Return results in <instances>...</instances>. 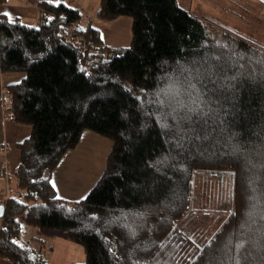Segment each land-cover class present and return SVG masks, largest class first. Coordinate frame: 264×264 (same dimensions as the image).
Masks as SVG:
<instances>
[{"label": "trees", "instance_id": "1", "mask_svg": "<svg viewBox=\"0 0 264 264\" xmlns=\"http://www.w3.org/2000/svg\"><path fill=\"white\" fill-rule=\"evenodd\" d=\"M35 6L33 25L0 14V73L21 75L3 109L31 128L0 200V258L49 264L51 238L82 264H264V45L177 0H99L97 19L130 20L127 46L79 8ZM84 132L111 147L87 194L64 200L52 175Z\"/></svg>", "mask_w": 264, "mask_h": 264}, {"label": "rangeland", "instance_id": "2", "mask_svg": "<svg viewBox=\"0 0 264 264\" xmlns=\"http://www.w3.org/2000/svg\"><path fill=\"white\" fill-rule=\"evenodd\" d=\"M90 1H92V5L94 2H96V4L99 2V0H86L84 3L86 7L91 6ZM177 2L182 9L189 11L200 19L212 20L240 36L252 39L264 45V0H177ZM82 13V25L88 24V21H90V25H99L100 27L108 24L105 21L97 19L96 12L94 14L89 10H85L82 11ZM119 21V24L113 26L117 28V31L122 33V39H120L119 42H124L125 37H130V20L128 18H122L119 19ZM99 31L101 35L107 36L108 32L112 35L114 30L108 29L107 31L102 28ZM19 77H21V75H19ZM4 99H7L6 95H4ZM6 101L8 100H5V102ZM110 147L111 143L108 140L91 132H86L78 147L65 155V158H63L64 160L62 159V166L59 164V167H57L53 173L52 183L55 185L58 196L60 198H66L65 200L69 201L83 198L92 184L101 175ZM3 168L8 169L6 165H4ZM61 170L62 175L59 181L58 174ZM12 173L13 169L11 170V175ZM87 178H89V180ZM93 178L95 179L90 181V179ZM8 183L10 184V181ZM75 183H77V185H74ZM10 190L11 189L7 187L5 191L0 192L3 195V192H10ZM60 190L68 194L70 192V197L63 196ZM12 194L13 193L10 192V196ZM2 195L0 198L3 200H7L10 197L6 198ZM225 203L224 206L218 208L221 212L217 215L218 221H221L223 218L225 219L230 212L227 213L228 207ZM215 220L216 219H213L211 221L210 217L198 218L197 221H200L199 230L204 229L209 223L211 226L216 227L217 223H214ZM30 233H34V230H29L26 234V238L29 237ZM42 239V243H44L42 249H46L49 245L53 247V250L49 251V254H47L49 264L84 263L85 255L80 246L61 239ZM34 242L35 241L32 240V244H34ZM0 260L4 259L0 258Z\"/></svg>", "mask_w": 264, "mask_h": 264}, {"label": "crops", "instance_id": "3", "mask_svg": "<svg viewBox=\"0 0 264 264\" xmlns=\"http://www.w3.org/2000/svg\"><path fill=\"white\" fill-rule=\"evenodd\" d=\"M48 1L65 3L69 6L79 8L81 11L89 10L94 14L97 10L98 3H99L98 2L96 4V2H94V4L92 5V1H90L91 6L86 7L84 4L86 0H77V1L75 0H48ZM5 12L9 14L7 16L8 18L18 19L23 24L33 25L35 24L37 20L36 6L29 5L21 0H3L0 3V14H4ZM119 22H120L119 20L115 22H110L107 25H103L102 27H100L99 25H93V24L91 26L98 30L102 28L106 29L107 31L108 29H113L114 31L112 35L109 32L107 36L101 35L103 39L105 40V42L113 46H127L130 42V37L129 38L125 37L124 42H119V40L122 39L121 38L122 33L117 31V28L113 26L115 24H119ZM20 79L21 77H19V74L0 73V106H1L0 107L1 108L0 109V191H5L6 188L9 187L11 189L10 192L12 193H14V186H15L13 174L19 162V152L17 150V145L30 135L31 128L28 125L14 124L6 120V112L3 109L2 98H3V87L9 84L17 83L20 81ZM85 133L86 132H84L83 135ZM83 135H82L81 140L83 139ZM63 160L60 162V165L63 162ZM4 165H6L8 169L7 168L4 169L3 168ZM11 168L13 169L12 175H11V170H12ZM6 175L9 176V179H5ZM61 175H62V170L58 174L59 181L61 179ZM52 178H53V175H52ZM87 179L89 180V178ZM94 179L95 178L90 179V181H93ZM9 181H10V184L9 183L7 184V182ZM74 185H77V183H75ZM60 191L63 194V196H68V198L71 195L70 192L68 194L65 191H62V190ZM62 199L65 200L66 198H62ZM0 200H3V199L0 198ZM0 264H9V263L4 260H0Z\"/></svg>", "mask_w": 264, "mask_h": 264}, {"label": "built area", "instance_id": "4", "mask_svg": "<svg viewBox=\"0 0 264 264\" xmlns=\"http://www.w3.org/2000/svg\"><path fill=\"white\" fill-rule=\"evenodd\" d=\"M21 1H23V2H25L27 4H29V5H35L37 2L42 1V0H21ZM5 179H9V176L6 175L5 176ZM7 184H8V182H7ZM1 195H2V193L0 192V196ZM2 196L8 198L10 196V192H3V195ZM18 199H20V197H18Z\"/></svg>", "mask_w": 264, "mask_h": 264}, {"label": "water", "instance_id": "5", "mask_svg": "<svg viewBox=\"0 0 264 264\" xmlns=\"http://www.w3.org/2000/svg\"><path fill=\"white\" fill-rule=\"evenodd\" d=\"M3 215V208L0 206V217Z\"/></svg>", "mask_w": 264, "mask_h": 264}, {"label": "snow or ice", "instance_id": "6", "mask_svg": "<svg viewBox=\"0 0 264 264\" xmlns=\"http://www.w3.org/2000/svg\"><path fill=\"white\" fill-rule=\"evenodd\" d=\"M5 16H8L9 14L7 12L4 13ZM53 187H55V185H53ZM15 243V242H14Z\"/></svg>", "mask_w": 264, "mask_h": 264}]
</instances>
